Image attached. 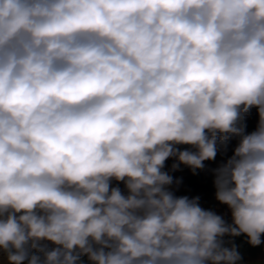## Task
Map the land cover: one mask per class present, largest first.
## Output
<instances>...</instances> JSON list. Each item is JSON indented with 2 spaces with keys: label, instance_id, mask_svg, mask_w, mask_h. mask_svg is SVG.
Listing matches in <instances>:
<instances>
[{
  "label": "clouds",
  "instance_id": "clouds-1",
  "mask_svg": "<svg viewBox=\"0 0 264 264\" xmlns=\"http://www.w3.org/2000/svg\"><path fill=\"white\" fill-rule=\"evenodd\" d=\"M233 137L229 223L163 169ZM242 235L264 244V0H0V264H240Z\"/></svg>",
  "mask_w": 264,
  "mask_h": 264
},
{
  "label": "trees",
  "instance_id": "trees-1",
  "mask_svg": "<svg viewBox=\"0 0 264 264\" xmlns=\"http://www.w3.org/2000/svg\"><path fill=\"white\" fill-rule=\"evenodd\" d=\"M259 121L258 111L255 107L251 108L248 113L244 114L243 123L246 125L245 131L252 132L255 130ZM239 138L233 137L229 140L227 149L221 148L215 160L204 161V168L193 171L185 166L184 170L179 173H173V184L170 190L176 196H188L189 198L199 196L200 204L203 208L213 210L217 214L222 215L224 219L231 223V212L227 205L221 204L215 199L214 186V169L217 164L225 162L232 154ZM182 150L190 149L189 145H181ZM194 150V149H193ZM225 241L233 239L239 246V251L243 256L241 262L258 260L264 258V244L259 247H251L246 242L245 236L230 238L225 236Z\"/></svg>",
  "mask_w": 264,
  "mask_h": 264
},
{
  "label": "crops",
  "instance_id": "crops-1",
  "mask_svg": "<svg viewBox=\"0 0 264 264\" xmlns=\"http://www.w3.org/2000/svg\"><path fill=\"white\" fill-rule=\"evenodd\" d=\"M180 150H182V146L178 145L177 146ZM193 150V149H192ZM173 163H178V161L175 158H169L165 161V167H164V171H167L170 175H172L173 173H179L182 170H184L185 165L180 164L179 168L176 170L172 169V165ZM220 164H217L215 166V169L219 166ZM113 187H120V189L122 190V192H124L126 194V189L124 188V184L122 182H117L115 180L112 181V185ZM52 246V245H50ZM240 264H264V258L262 259H258V260H252V261H246V262H240Z\"/></svg>",
  "mask_w": 264,
  "mask_h": 264
}]
</instances>
